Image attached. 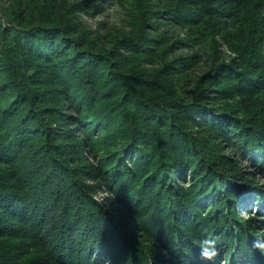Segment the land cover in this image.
Wrapping results in <instances>:
<instances>
[{"label":"trees","instance_id":"1","mask_svg":"<svg viewBox=\"0 0 264 264\" xmlns=\"http://www.w3.org/2000/svg\"><path fill=\"white\" fill-rule=\"evenodd\" d=\"M99 1L0 6V238L55 264H264V190L242 167L264 178V70L222 62L191 82L146 19L97 46L73 8ZM170 1L154 12L188 31L174 48L217 36L259 57L247 0Z\"/></svg>","mask_w":264,"mask_h":264},{"label":"rangeland","instance_id":"2","mask_svg":"<svg viewBox=\"0 0 264 264\" xmlns=\"http://www.w3.org/2000/svg\"><path fill=\"white\" fill-rule=\"evenodd\" d=\"M34 1L40 2L46 9H51L52 4L50 3L53 1L62 2L67 8H71L73 3L77 2L79 4L84 0ZM247 1L249 6L246 11L249 15L251 13L249 20H252L256 24L257 20H261L260 23L264 24V0ZM170 2V0H100L97 4L98 8L96 6L87 7L86 5H82L81 7L75 6L73 11L75 13L74 16L85 27L83 32L94 39L97 46L106 44L108 48H112L111 46L115 44L114 42L119 41L126 34L137 36L138 32L142 31V24L146 19L148 25L145 27L144 33L148 38L160 40V46L162 44L165 49H168L163 55L170 59L171 57H180L187 63H192L186 71L188 77H191L189 78L191 82L195 75L203 74L204 69L222 62L235 63L239 70L248 69L254 64H257L256 69L260 67L264 70V44L262 42H259L256 48L259 57H238L239 53L231 50L233 48L225 46L223 41L217 36H212L208 40H201L200 36L195 38L188 46L178 45L174 48V41L186 38L188 31H181L179 28L168 24L158 23L154 12L157 9H163ZM9 3L8 0H0L1 7L9 6ZM0 13H2V10H0ZM165 29L169 31L168 36L164 35ZM256 37L254 36L255 40ZM110 42L112 44L109 45ZM162 49L160 50L162 51ZM195 52L199 55L196 62L189 57ZM259 71L262 70L260 69ZM225 83L233 84L235 80L228 79ZM218 104H223V102ZM246 165H249L247 169L245 168ZM242 167L249 173H254V176L251 177L253 183L257 185L256 188L264 190V178H260L256 168L246 161H243ZM189 180L190 178L188 177L186 182ZM95 199L100 203L110 204L105 194L99 193L95 196ZM124 210L125 208L116 210V214H119V212L122 214ZM239 210L241 211V209ZM255 212L256 209L253 208V213ZM239 218L240 220L247 221L250 217L248 214L240 213ZM258 235H264V231ZM0 253L4 256L5 262L7 256L11 257V261L14 258L16 263L10 262L9 264H55L53 259L46 252L39 249L32 238L25 234H18L17 238H0ZM222 264L225 263L222 262Z\"/></svg>","mask_w":264,"mask_h":264},{"label":"clouds","instance_id":"3","mask_svg":"<svg viewBox=\"0 0 264 264\" xmlns=\"http://www.w3.org/2000/svg\"><path fill=\"white\" fill-rule=\"evenodd\" d=\"M214 241H211V240H204L203 242H202V244L204 245V246H208V245H214ZM257 247H262V248H264V245H260V244H258L257 245ZM213 255H215V253L214 252H209L208 250H207V247H204L203 248V251H202V256L203 257H205V258H211Z\"/></svg>","mask_w":264,"mask_h":264}]
</instances>
